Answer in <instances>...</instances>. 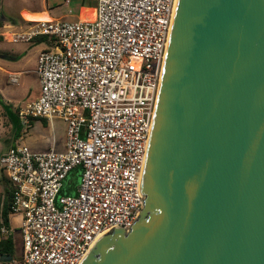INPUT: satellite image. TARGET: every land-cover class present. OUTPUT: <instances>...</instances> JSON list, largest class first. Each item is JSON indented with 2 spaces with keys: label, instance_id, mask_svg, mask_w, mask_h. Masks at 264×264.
<instances>
[{
  "label": "water",
  "instance_id": "1",
  "mask_svg": "<svg viewBox=\"0 0 264 264\" xmlns=\"http://www.w3.org/2000/svg\"><path fill=\"white\" fill-rule=\"evenodd\" d=\"M142 192L79 264H264V0H175Z\"/></svg>",
  "mask_w": 264,
  "mask_h": 264
},
{
  "label": "built area",
  "instance_id": "2",
  "mask_svg": "<svg viewBox=\"0 0 264 264\" xmlns=\"http://www.w3.org/2000/svg\"><path fill=\"white\" fill-rule=\"evenodd\" d=\"M175 0H96L93 19L32 21L0 36L44 37L37 97L18 109L66 124L63 150L19 140L0 154L9 211L20 215V264H79L106 230L128 229L143 206L142 175ZM19 73L10 72L9 82ZM76 168L72 195L60 194ZM10 237L17 228L0 226Z\"/></svg>",
  "mask_w": 264,
  "mask_h": 264
},
{
  "label": "rangeland",
  "instance_id": "3",
  "mask_svg": "<svg viewBox=\"0 0 264 264\" xmlns=\"http://www.w3.org/2000/svg\"><path fill=\"white\" fill-rule=\"evenodd\" d=\"M48 0V6L42 5L41 0H0V31H6L8 26L13 29L12 25L16 28H27V24L22 20L27 21H48L53 18L60 20H76L79 18L82 12V0ZM96 0H86L84 14L87 16H94ZM53 6L54 10L50 9ZM42 8H46L42 9ZM2 12L12 19L6 17L1 18ZM50 15H49V14ZM13 29V30H14ZM22 29V30H23ZM15 31V30H14ZM18 31V30H17ZM9 35L6 34L5 38L0 36V63L6 65H15L16 61H6L8 57L6 54H14L19 56L17 65L19 68H23L24 73L21 75V71L7 70L5 76L0 78V94L5 102L12 105L13 110L21 109L25 106L26 101H29L30 97H34L39 93V83L34 72L35 68V56L37 51L44 48L45 45L37 43L36 38L31 42H11L8 40ZM10 72H18V82L11 84L9 82ZM24 117V116H22ZM24 126L20 136L14 137L12 122L0 103V154L7 150V148L14 141L19 139V142L26 144L32 151H47L54 145L57 149L62 148L66 136V124L60 119H53L49 121L45 119L42 121L38 118L27 119L23 118ZM73 170L64 180V191L60 194L72 195L75 192V188L79 184L80 169ZM71 187V190H68ZM10 188V183L7 180L5 172L0 169V192L5 194V190ZM9 213H11L9 211ZM13 214V213H12ZM7 226V225H6ZM20 222L17 225V231L19 232Z\"/></svg>",
  "mask_w": 264,
  "mask_h": 264
},
{
  "label": "crops",
  "instance_id": "4",
  "mask_svg": "<svg viewBox=\"0 0 264 264\" xmlns=\"http://www.w3.org/2000/svg\"><path fill=\"white\" fill-rule=\"evenodd\" d=\"M41 2H42V5H45V7H47L48 6V0H41ZM66 2H68L67 0H66ZM47 5V6H46ZM82 7H85V6H82L81 5V8ZM42 9H45L46 10V8H42ZM50 9L51 10H54L53 9V6H50ZM47 11V10H46ZM48 12V11H47ZM49 14V13H48ZM50 15V14H49ZM2 17H6L7 19H12V20H14V18H11V17H8V16H6L3 12H2V14H1V18ZM50 17L51 18H53L51 15H50ZM54 19H58V18H54ZM22 22L23 23H25V24H29L30 22H32V21H27V20H22ZM6 26H8V28H9V30H13L14 28H16L14 25H12V27H13V29H11L10 28V26H11V24H9V25H6ZM1 29V28H0ZM22 29L23 28H20V29H14L15 31H22ZM13 30V31H14ZM24 30V29H23ZM39 43H41V42H39ZM41 44H43V43H41ZM44 45V44H43ZM45 48V47H44ZM43 48H41L40 50H38L37 51V54H36V56H35V68H34V72L36 73V63H37V56H38V54H39V52L42 50ZM7 55V57H8V60H6V61H16V63H18V59H20L19 58V56L17 57V56H14V54L12 53V54H6ZM15 63V65H6L5 63H0V78H2L3 76H5V72L7 71V70H18V71H21V72H19V73H21V75L24 73V71H26V70H23V68H19V65H17ZM37 76V75H36ZM19 80V79H18ZM38 95V94H37ZM37 95L36 96H34V97H30L29 98V101H31V100H33V99H35L36 97H37ZM28 101V102H29ZM26 103H27V101H26ZM19 140V139H18ZM17 140V141H18ZM15 142V141H14ZM13 142V143H14ZM64 142H65V140H64ZM13 143H11V145L13 144ZM10 145V146H11ZM9 146V147H10ZM8 147V148H9ZM7 148V149H8ZM55 149H56V147H54ZM64 149V143H62V148H60V149H57V150H63ZM6 151V150H5ZM4 151V152H5ZM3 153V152H2ZM75 170H77V169H75ZM75 172V171H74ZM74 172H72V173H74ZM75 191H76V188H75ZM75 193V192H74ZM9 202H10V196L9 195H2L1 194V192H0V226L1 225H3L4 223L2 222V217H1V212H2V209H3V207L5 206V205H7V204H9ZM19 222H20V215H18V214H12V213H9L8 214V222H7V227H9L10 229L11 228H16L17 227V225L19 224ZM5 225V224H4ZM7 237L0 231V241H2V240H4V239H6ZM10 239H11V241H12V254H10V256H11V259L8 261V260H6V261H2V262H0V264H20L21 263V252H22V248H21V236H20V233L18 232V231H16L14 234H12L10 237H9ZM1 253H5V254H9L8 252H1Z\"/></svg>",
  "mask_w": 264,
  "mask_h": 264
},
{
  "label": "trees",
  "instance_id": "5",
  "mask_svg": "<svg viewBox=\"0 0 264 264\" xmlns=\"http://www.w3.org/2000/svg\"><path fill=\"white\" fill-rule=\"evenodd\" d=\"M85 1L86 0H82V6L85 5ZM82 8H86V7H82ZM44 37H38L35 41H37V43H39L41 40H43ZM0 103L2 105V107L4 108V110L6 111V113L8 114L11 122H12V127H13V135L14 137H18L20 136L23 126H24V121L23 118L19 116L18 114V108L17 110H13L12 105L8 102H5L0 94ZM34 117L31 116H27V119H33ZM41 119L42 121H45V118H38ZM71 190V187L67 189ZM64 191V186L63 188L60 190V193ZM5 195H11V192L9 191V189L5 190ZM8 214H9V204L5 205L2 209L1 212V217H2V222L7 225L8 222ZM1 252H8L9 254H12V241L9 237H7L6 239L0 241V253Z\"/></svg>",
  "mask_w": 264,
  "mask_h": 264
},
{
  "label": "bare ground",
  "instance_id": "6",
  "mask_svg": "<svg viewBox=\"0 0 264 264\" xmlns=\"http://www.w3.org/2000/svg\"><path fill=\"white\" fill-rule=\"evenodd\" d=\"M84 12H85V10H84V8H82V12L79 15L80 18H83V19H93L94 16H92V17L87 16L86 14H84ZM7 29H9V28H7Z\"/></svg>",
  "mask_w": 264,
  "mask_h": 264
}]
</instances>
